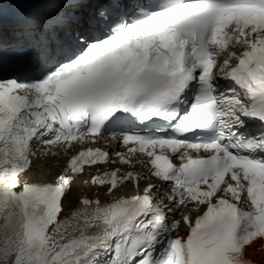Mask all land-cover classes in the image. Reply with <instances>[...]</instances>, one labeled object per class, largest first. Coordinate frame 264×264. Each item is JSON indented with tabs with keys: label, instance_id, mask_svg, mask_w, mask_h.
I'll return each mask as SVG.
<instances>
[{
	"label": "snow or ice",
	"instance_id": "6c2138e0",
	"mask_svg": "<svg viewBox=\"0 0 264 264\" xmlns=\"http://www.w3.org/2000/svg\"><path fill=\"white\" fill-rule=\"evenodd\" d=\"M49 156L68 159L31 179ZM85 173L96 191L66 206ZM254 246L264 0H0V264H258Z\"/></svg>",
	"mask_w": 264,
	"mask_h": 264
},
{
	"label": "bare ground",
	"instance_id": "6f19581e",
	"mask_svg": "<svg viewBox=\"0 0 264 264\" xmlns=\"http://www.w3.org/2000/svg\"><path fill=\"white\" fill-rule=\"evenodd\" d=\"M45 177L46 176V173H41L39 171H36L34 173H30L29 174V177L31 179H37V177ZM81 189L82 187L80 185H76V184H73L72 187H71V193L70 195H68L66 197V200H65V205L67 206L68 203H71V204H75L76 203V200L77 198L81 195Z\"/></svg>",
	"mask_w": 264,
	"mask_h": 264
}]
</instances>
